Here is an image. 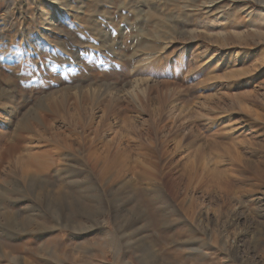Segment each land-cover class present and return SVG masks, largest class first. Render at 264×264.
<instances>
[{"label":"rangeland","instance_id":"rangeland-1","mask_svg":"<svg viewBox=\"0 0 264 264\" xmlns=\"http://www.w3.org/2000/svg\"><path fill=\"white\" fill-rule=\"evenodd\" d=\"M0 137V264H264V0H0Z\"/></svg>","mask_w":264,"mask_h":264},{"label":"bare ground","instance_id":"bare-ground-1","mask_svg":"<svg viewBox=\"0 0 264 264\" xmlns=\"http://www.w3.org/2000/svg\"><path fill=\"white\" fill-rule=\"evenodd\" d=\"M239 104H241V103H239ZM239 109L241 110V111H245V112H247V110H246V108L245 107H242L241 105H239ZM235 114L236 113H230V114H228V116L233 120V117L235 116ZM231 119H229V121L231 120ZM22 124V123H21ZM236 126H237V124H234L233 126L232 125H230L229 127H228V130L229 131H231V132H233V133H230V134H234V133H236L237 132V129L238 128H236ZM20 127V126H19ZM24 127V126H23ZM227 129V128H226ZM58 139V138H57ZM228 140H229V143L230 144H235V143H237V142H235L233 139H232V137H229V138H227ZM2 140V138L0 137V141ZM40 156H47V153H41V155ZM40 156H38V157H29L25 162H23L22 164H20V166L21 165H23L24 167H27V168H34L33 166H35L36 165V160L40 157ZM107 155H105V156H103V157H96V156H92V158H93V161H95L96 163L97 162H101L102 163V166H103V168H102V173H104V174H106L107 172L109 173V171H108V169L110 170V168L109 167H111L113 164H115L116 163V165H118L119 166V168L122 166L124 169H125V164H127L129 161H130V157H129V155H127V154H125V153H119V152H116L114 155H112V157L111 158H107L106 157ZM22 162V161H21ZM130 163V162H129ZM22 166V167H23ZM114 166V165H113ZM113 166H112V169H114L113 168ZM127 166V165H126ZM128 167V166H127ZM118 168V169H119ZM22 169V168H21ZM23 169H25V168H23ZM124 169H123V171H124ZM126 171H127V169H126ZM24 172H26V169H25V171ZM134 172V171H133ZM30 173V172H29ZM103 175V174H102ZM121 175V174H120Z\"/></svg>","mask_w":264,"mask_h":264}]
</instances>
